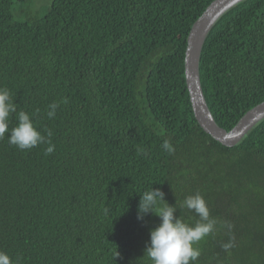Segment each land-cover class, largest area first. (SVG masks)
I'll list each match as a JSON object with an SVG mask.
<instances>
[{"label":"trees","instance_id":"16d2710c","mask_svg":"<svg viewBox=\"0 0 264 264\" xmlns=\"http://www.w3.org/2000/svg\"><path fill=\"white\" fill-rule=\"evenodd\" d=\"M0 0V264H264V119L224 146L184 56L213 0ZM231 130L264 101V0L199 57Z\"/></svg>","mask_w":264,"mask_h":264},{"label":"water","instance_id":"95a60500","mask_svg":"<svg viewBox=\"0 0 264 264\" xmlns=\"http://www.w3.org/2000/svg\"><path fill=\"white\" fill-rule=\"evenodd\" d=\"M242 1L244 0H213L192 24L184 56L185 82L194 117L207 134L224 146L236 145L264 119L263 101L248 110L231 130L222 129L208 109L199 80V57L208 33L225 12Z\"/></svg>","mask_w":264,"mask_h":264},{"label":"rangeland","instance_id":"374dc122","mask_svg":"<svg viewBox=\"0 0 264 264\" xmlns=\"http://www.w3.org/2000/svg\"><path fill=\"white\" fill-rule=\"evenodd\" d=\"M36 4L33 10H41V8H43V6L48 3V1L46 0H36Z\"/></svg>","mask_w":264,"mask_h":264}]
</instances>
